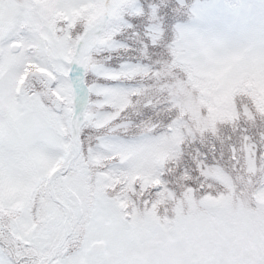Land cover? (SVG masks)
<instances>
[{
	"label": "snow or ice",
	"instance_id": "6c2138e0",
	"mask_svg": "<svg viewBox=\"0 0 264 264\" xmlns=\"http://www.w3.org/2000/svg\"><path fill=\"white\" fill-rule=\"evenodd\" d=\"M138 14L131 0H0V264H264V214L206 252L179 242L178 255L141 253L108 181L92 176L90 157L146 152L101 135L138 71L264 62V44L220 53L183 37L158 59L166 41L127 22Z\"/></svg>",
	"mask_w": 264,
	"mask_h": 264
},
{
	"label": "rangeland",
	"instance_id": "374dc122",
	"mask_svg": "<svg viewBox=\"0 0 264 264\" xmlns=\"http://www.w3.org/2000/svg\"><path fill=\"white\" fill-rule=\"evenodd\" d=\"M131 2L139 14L127 22L142 20L144 29L153 28L166 41L164 51L151 54L158 59L167 58V44L179 37L220 53L264 44V0ZM176 66L186 65L138 71L127 80L138 88L116 101L121 115L140 98H147L146 109L172 113L171 136L143 155L116 152L88 160L92 176L106 179L108 194L119 200L141 253L155 258L178 255L179 242L202 245L206 252L264 214V105L256 111L249 100L233 99L240 86L254 84L264 96V62L192 66V74ZM202 81L208 83L204 89ZM129 161L135 163L128 170L114 171ZM8 221L0 216V225ZM172 234L176 241L161 239Z\"/></svg>",
	"mask_w": 264,
	"mask_h": 264
},
{
	"label": "clouds",
	"instance_id": "9594fccd",
	"mask_svg": "<svg viewBox=\"0 0 264 264\" xmlns=\"http://www.w3.org/2000/svg\"><path fill=\"white\" fill-rule=\"evenodd\" d=\"M146 99L135 100L124 115L120 114L118 108L112 109V122L104 128L101 135L114 141L136 142L144 151H149L168 139L171 136L168 125L173 122L172 113L164 109H146ZM260 143L264 146V139ZM128 165L131 167L133 162L129 161ZM171 170L170 167L169 171Z\"/></svg>",
	"mask_w": 264,
	"mask_h": 264
},
{
	"label": "trees",
	"instance_id": "16d2710c",
	"mask_svg": "<svg viewBox=\"0 0 264 264\" xmlns=\"http://www.w3.org/2000/svg\"><path fill=\"white\" fill-rule=\"evenodd\" d=\"M172 21L173 22H177L178 19H175V20H172ZM172 21H171V23H173ZM178 67L179 66H176L177 69L184 68V67H179V68ZM181 71H183L186 74L187 73H190V74L195 73V71H194V69H193V67L191 65H186L185 68L183 70H181ZM205 83H207V82L206 81H202L203 89L205 88L204 87ZM199 89L203 90L201 87H199ZM203 92H204V90H203ZM203 92H202V95H201V99L203 101H206V99L203 96ZM233 99L235 101H240L242 99H246L247 101L249 100V102L255 107L256 111L257 110L260 111V109H259V108H261L260 105H264V96L257 90L256 84L252 85L251 87L240 86V88L238 90H235V93L233 94ZM263 113L264 112H259V114H263Z\"/></svg>",
	"mask_w": 264,
	"mask_h": 264
}]
</instances>
